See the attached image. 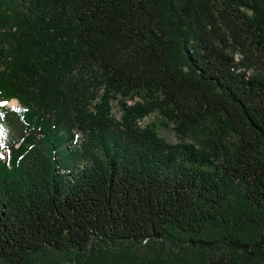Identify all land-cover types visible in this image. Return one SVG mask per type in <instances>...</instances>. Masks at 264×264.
<instances>
[{"label": "trees", "instance_id": "obj_1", "mask_svg": "<svg viewBox=\"0 0 264 264\" xmlns=\"http://www.w3.org/2000/svg\"><path fill=\"white\" fill-rule=\"evenodd\" d=\"M0 264H264V0H0Z\"/></svg>", "mask_w": 264, "mask_h": 264}, {"label": "rangeland", "instance_id": "obj_2", "mask_svg": "<svg viewBox=\"0 0 264 264\" xmlns=\"http://www.w3.org/2000/svg\"><path fill=\"white\" fill-rule=\"evenodd\" d=\"M16 99H12L11 101H9L8 103H6L8 106L10 107H17L18 106V101L16 100L15 103H13V101H15ZM131 101L129 100V103ZM112 104V113L113 115L117 118V120L121 119V106L119 104V100L118 99H114L111 102ZM160 122L161 121V115L159 113H152L151 115H149L148 117L139 120L138 123L141 126H145L147 124H150L151 122ZM159 133L160 136L163 137L164 139H166L168 142H177L179 141L175 131L172 128H167L164 126H160L159 127ZM78 141H77V145L76 146H80L81 142H83V133L80 131L78 132Z\"/></svg>", "mask_w": 264, "mask_h": 264}, {"label": "bare ground", "instance_id": "obj_3", "mask_svg": "<svg viewBox=\"0 0 264 264\" xmlns=\"http://www.w3.org/2000/svg\"><path fill=\"white\" fill-rule=\"evenodd\" d=\"M16 102V100L15 101H13V103H15Z\"/></svg>", "mask_w": 264, "mask_h": 264}]
</instances>
